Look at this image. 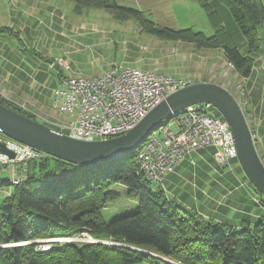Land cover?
Listing matches in <instances>:
<instances>
[{"label": "trees", "instance_id": "trees-1", "mask_svg": "<svg viewBox=\"0 0 264 264\" xmlns=\"http://www.w3.org/2000/svg\"><path fill=\"white\" fill-rule=\"evenodd\" d=\"M195 1L212 19L214 33L209 37L143 22L142 12L119 7L112 0H70L75 14L104 10L117 20L139 21L144 31L167 40L191 43L198 49H222L239 77L249 78L254 63L250 55H264V0H219L247 42V56L229 37L210 0ZM0 104L15 107L2 99ZM213 114L221 118L215 109ZM142 145L88 166L43 155L25 164L20 183L0 178V188L13 187L0 206V264H264V215L235 229L183 209L160 186L136 174ZM114 187L123 188L137 207L107 222L101 211L118 200ZM256 193L264 208V198ZM82 234L123 246L73 241L42 250L34 242Z\"/></svg>", "mask_w": 264, "mask_h": 264}, {"label": "crops", "instance_id": "crops-1", "mask_svg": "<svg viewBox=\"0 0 264 264\" xmlns=\"http://www.w3.org/2000/svg\"><path fill=\"white\" fill-rule=\"evenodd\" d=\"M209 6L223 21V27L239 52L243 56L249 55L247 42L232 17L229 18L227 7L219 0H210ZM70 12L64 0H0V99L43 124L60 118L52 107V91L63 79L91 78L107 71L91 68L92 74H85L81 68L86 47L104 40L105 36L98 34L97 26L85 23L88 21L83 20L84 14H75L73 6ZM221 12L224 19L220 17ZM206 50H210L211 61L177 59L188 69L186 78L177 79L187 84H215L231 93L238 103L242 101L247 105L248 114L244 117L256 149L262 147L264 152V106L257 105L264 94L255 92L257 80L263 83L264 90V55H250L254 61L252 73L243 79L227 61L222 49ZM60 60L68 65V70L60 66ZM140 63H144L143 58H137L132 67L163 74L154 64L141 66ZM235 82L243 84L242 96L237 95L240 88L237 89ZM215 151L214 147L191 151L172 173L164 177L160 190L183 209L214 222L235 229L256 223L264 215V209L257 204L255 189L236 160L227 168L220 167L214 160ZM14 167L15 164L5 165L6 170L11 169L10 181L19 175ZM0 178L5 177L0 173ZM12 191V186L0 188V206L9 199Z\"/></svg>", "mask_w": 264, "mask_h": 264}, {"label": "built area", "instance_id": "built-area-1", "mask_svg": "<svg viewBox=\"0 0 264 264\" xmlns=\"http://www.w3.org/2000/svg\"><path fill=\"white\" fill-rule=\"evenodd\" d=\"M58 63L65 70L69 69L65 62L60 60ZM187 85L170 75L129 67H114L91 78L67 77L52 91V107L62 117L46 121V124L77 140L111 139L130 131L169 94ZM213 109L208 104L193 105L157 127L155 130L160 135L153 131L137 153L136 174L150 185L160 186L164 177L172 173L186 155L206 147L216 149L214 160L220 167H229L236 159L232 136L226 122L214 116ZM0 143L14 153L12 160L0 154V165H25L43 156L2 134ZM23 179L24 176H17L11 183L16 185ZM81 236L67 238L65 242L123 246L112 241L94 240L87 234Z\"/></svg>", "mask_w": 264, "mask_h": 264}, {"label": "rangeland", "instance_id": "rangeland-1", "mask_svg": "<svg viewBox=\"0 0 264 264\" xmlns=\"http://www.w3.org/2000/svg\"><path fill=\"white\" fill-rule=\"evenodd\" d=\"M64 1H66L68 12L71 13L70 7L73 6V4L70 0ZM112 1H114L119 7L135 9L142 12L144 15L143 22H151L160 28L172 31H191L192 33H200L204 37H209L214 33V29L211 24L212 19L209 17L207 11L195 0ZM220 17L224 19V13L221 12ZM231 17L232 16L229 13V18ZM231 19L234 22L233 18ZM83 20L88 21L85 22L87 24L97 26L98 34H104L105 36L104 40H98L97 43L92 44L90 47H86L84 50L87 53L85 54L84 64L81 68L85 74H92L91 70L93 69L91 68H95L97 70H109L114 67L133 68L132 66L137 58H143L144 63H140L139 65L149 66V64H154L161 70L160 72H163V74H168L176 79H184L188 74V69L186 66L184 67L183 63H178L177 59L185 57V60H188L189 62L192 59H196L199 62L212 60V57L209 56L210 50L198 49L191 43L172 41L158 37L152 33L144 31L143 24L141 25L139 21L117 20L104 10H90L87 14L83 15ZM223 24L224 23H222V25ZM259 82L260 81L257 80L255 92L259 91V93L264 94V90L262 91L263 83L260 84ZM234 85H237V89L240 88L237 95L242 96L244 93L241 92L243 84L235 82ZM260 99L261 102L257 105L259 107H263L264 97ZM240 102L238 104L241 107V110H243V114H248L245 109V106L247 105H243L242 101ZM61 117L62 116H60V118ZM37 122H40V120ZM45 125L51 127L48 124ZM154 134L160 135L158 130H154ZM257 153L264 165V152L262 147H259V149L257 148ZM13 169L17 173L19 172V175L17 174L18 176H21V174L24 175V171L22 170L25 169V165H15ZM10 170H6L5 166H2L0 173L3 177L10 179ZM113 190L119 194L118 200L115 203L107 205L104 210L101 211L102 217L107 222L115 218L125 216L133 212L137 207L135 201L130 200L125 196L126 191L123 190V188L114 187ZM257 204L264 209L259 198L257 200ZM55 240H59L60 242H56ZM65 240H67V238H39L34 242L41 245L42 250H48L53 243H68L65 242ZM105 241L109 242L110 240ZM171 262L172 264H177L173 261Z\"/></svg>", "mask_w": 264, "mask_h": 264}, {"label": "water", "instance_id": "water-1", "mask_svg": "<svg viewBox=\"0 0 264 264\" xmlns=\"http://www.w3.org/2000/svg\"><path fill=\"white\" fill-rule=\"evenodd\" d=\"M197 104L212 106L228 125L236 160L251 186L264 198V165L257 153L250 129L236 99L226 89L211 83L189 84L153 107L130 131L103 141L70 138L23 115L18 107L0 104V134L46 156L77 166L115 159L140 146L146 138L177 112ZM0 154L14 159V153L0 143Z\"/></svg>", "mask_w": 264, "mask_h": 264}, {"label": "flooded vegetation", "instance_id": "flooded-vegetation-1", "mask_svg": "<svg viewBox=\"0 0 264 264\" xmlns=\"http://www.w3.org/2000/svg\"><path fill=\"white\" fill-rule=\"evenodd\" d=\"M6 137V136H5ZM7 138V137H6ZM9 139V138H8Z\"/></svg>", "mask_w": 264, "mask_h": 264}]
</instances>
